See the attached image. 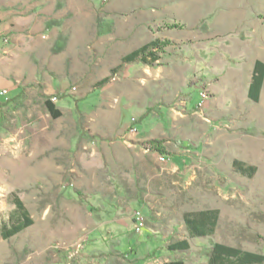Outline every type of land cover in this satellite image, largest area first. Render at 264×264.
<instances>
[{"label": "rangeland", "instance_id": "1", "mask_svg": "<svg viewBox=\"0 0 264 264\" xmlns=\"http://www.w3.org/2000/svg\"><path fill=\"white\" fill-rule=\"evenodd\" d=\"M110 2L57 0L53 18L50 20L53 24L49 28L58 33L57 38L60 34L66 43L70 40L72 51L75 52V58L69 66L72 71H65L69 80L78 76L99 80L103 76L99 73L98 66L97 75L92 73L91 68L78 67V63H82L86 55L89 56L87 61L94 59L93 51L86 47L94 46L95 41L98 62L105 56L113 58L116 49V53L128 51L167 30L162 21L147 19L149 11L142 0H112L115 6L113 10L108 7ZM215 3L222 6L221 0H215ZM229 5V32L210 33L217 39L216 44L218 43L219 47H215L213 58L191 59L194 66L190 69V80L186 83L187 87L183 84V92L193 100L192 103L198 97L199 90H203L207 94L204 101L212 100L218 102L217 105L223 104V117L213 122L200 119L197 127H193L195 123L192 125L189 136L196 137L191 141L192 147L197 148V154L190 155L187 159L182 172V187L176 188L174 197L160 206L170 209L172 215L178 216L175 218L172 234L168 237L166 233L151 236L148 229H143L139 234L130 232L128 235L115 236L111 240H100L98 237L97 243V230H93L89 235L87 228H80L81 225H89L91 211L84 204L62 200L58 194L59 182L64 183L68 177V172L65 171L70 157L67 147L77 132L72 110L67 106L69 100L59 103L62 108L59 110L60 116L53 119L43 101L33 98L32 101L27 99L17 112L9 114L0 130V215H6L10 210L8 200L11 192L23 200L38 223L46 220L41 218L42 209L46 201L50 202L51 230L47 236H42L43 244L48 241L49 247L38 251L37 254L31 250V243L39 234L35 233L34 227V230L27 229L14 239L0 241V259L18 261L38 258L62 260L64 264H90V258H97V244L115 246L121 252L126 251L129 246H134L137 247V254L134 253L136 258L146 259L147 250L153 252L156 247L168 246V241L172 242L178 238L187 239L189 250L176 252L174 255L168 251H159L146 259L145 264H169L173 261H181L183 264H206L207 254L214 242L264 255V84L260 99L256 103L247 99L246 87L243 92L240 85L237 84V89H232L229 85L235 78L245 76L249 61L256 58L264 62V0H229ZM97 21L103 27L104 32L101 35L98 34ZM206 22L202 20L201 24ZM58 44L62 45L60 42ZM111 44L116 47L113 51L101 49L108 48ZM208 44L211 45L205 40H198L195 48ZM183 45L186 47L189 44ZM176 46H165L163 51L180 54L181 50ZM79 52L83 54L79 55ZM53 56L56 58L57 53H53ZM177 57L180 59L181 55ZM166 62L164 59L161 64ZM122 76L121 72L113 76L108 75V83L118 85V88L115 87L117 91H125L124 81H118L124 79ZM206 83H215V89L211 90ZM72 86L75 85L66 89V95L77 98L82 93L78 92V89L72 91ZM112 91L113 88L108 86L104 90L103 98L100 97L103 92H95L89 99L93 106L87 103L81 106L84 128L88 127L85 125L86 120L97 114V130L105 129L102 117H113L114 111H118L117 103L114 104V109L101 103L107 101V95ZM85 92L89 93L90 90ZM177 92L181 94L180 89H177ZM54 103L57 105L58 101L55 99ZM200 107L203 113L204 104ZM132 113L123 110L122 119L128 121ZM133 117L131 122L136 121L135 114ZM52 157L53 172L46 170L44 166ZM36 167L39 179L45 180L48 173L53 174L55 181L59 180L57 185L51 188L50 195H46L45 186L41 182V187L35 186ZM248 167H253L254 173L245 176L241 170ZM36 188L39 191L38 200H35L33 192ZM204 209H216L219 212L215 232L212 236L189 238L179 217L187 212ZM78 244L81 246L78 254L74 259H70L69 253L75 251ZM92 246L96 249L91 250ZM17 248H21L20 251ZM105 256L107 257L106 254ZM93 262L96 264L95 260Z\"/></svg>", "mask_w": 264, "mask_h": 264}, {"label": "crops", "instance_id": "2", "mask_svg": "<svg viewBox=\"0 0 264 264\" xmlns=\"http://www.w3.org/2000/svg\"><path fill=\"white\" fill-rule=\"evenodd\" d=\"M142 1L149 11L146 15L148 20L162 21L164 26L177 24L182 27H165L167 30L163 34L154 35L147 42L125 52L118 51V54L114 44L108 48L101 47L105 50H116H114L113 58L105 56L98 62L97 41H95L94 46L86 47L93 51L94 59L89 62L87 61L89 56L86 55L83 62L78 63V67L91 68L92 73L97 75L98 66L99 73L103 76L99 80L79 76L69 80L65 71L69 69L70 63L75 58L71 42L70 40H67V43L65 40L60 42L62 50L55 58L52 49L57 41L58 33L46 27V23L53 18L57 0H0V34L9 40L8 44H2L0 41V130L9 114L17 112L27 99H41L45 106L46 99L55 98L58 101V104H55L58 110L62 109L59 106L62 100L71 101H68L67 106L72 110L77 132L70 146L67 147L70 157L65 171L68 172V177L64 183L55 181L53 174L48 173L45 175V180L39 179L37 166L34 184L36 187H41L39 184L41 182L45 186L46 195H50L51 188L59 182L58 194L62 200L84 204L91 211V221L88 226L84 224L79 227L87 228L89 235L93 230H97V243L98 237L100 240L103 238L111 240L115 236L134 233L132 214L136 210L144 216L143 229H148L151 236L163 235V233H166L167 237L170 236L175 228V218L178 216L172 215L170 209L160 208V206L174 197L176 188L182 187V172L186 167L187 159L190 155L197 154V148L192 147L191 141L196 137L189 136L192 125L195 123L193 127H197L200 119L213 122L223 117L221 115L223 104L219 103L221 105L219 106L218 102L202 100L199 96L201 90L195 102L192 103L193 100L191 101L183 92V88L187 87L190 69L194 66L191 59L213 58L212 53L215 47H219L218 43L216 44L217 39H214L210 33L229 32V0H221L222 6L216 4L215 0ZM199 1H201L200 4ZM108 7L111 10L114 9L112 0ZM202 20L207 22L203 25ZM154 39L167 41L166 46L175 47L178 44L176 47H179L181 53L173 54L164 51L161 54L160 64L154 67L141 63H122V57ZM198 40H205L211 45L195 48ZM183 44L187 46L183 47ZM80 54L83 53L79 52ZM178 55H181L180 59ZM164 59L167 62L161 64ZM255 60L257 59L248 62L247 72L243 78H235L229 84L232 89H237V84L240 85L243 92L246 87V97ZM119 67L116 74L121 72L123 75L124 79H118V81L119 83L124 81L125 91L115 90L118 85L108 82L97 91L103 92V94L100 93V97L103 98L104 90L108 86L113 88V91L107 95V101H101V103L106 104L110 109H114V104L117 103L118 111H114L113 117L111 115L102 117L105 129L97 130V114H95L91 119L86 120L87 128L83 127L81 121L83 130L79 132L75 109H78L82 116L81 106L86 103L93 106L89 100L90 95L94 94L93 87L101 79L108 77L112 70ZM68 71L70 73L72 70ZM247 78H249L248 81ZM183 84L186 86L183 87ZM214 84L206 83V86L214 90ZM70 85H75L71 87V90L74 88L72 91L78 89V92L82 94L77 98L66 95V89ZM177 89H180L181 94L177 92ZM86 90L90 92L86 93ZM3 91L6 93L1 94ZM73 99L76 101L74 102ZM15 104L18 105L17 108H14ZM201 104H204V114ZM123 110L133 112L128 121L122 119ZM200 113L205 117H202ZM133 114L136 115L135 122H131L134 118ZM131 127L137 129L135 134L129 131ZM150 140L162 141V147L170 155H161L156 151L148 150L144 144ZM161 156L163 160H160ZM53 163L52 157L44 164L45 169L53 172ZM33 192L35 200H38V189H34ZM80 196L83 202H79ZM14 199L22 203L32 221L25 230H34L35 227V233H39L40 238L38 235L34 237L30 246L31 250L37 254L38 251L48 249V241L43 244L42 236H47L51 230V203L46 201L41 216L46 220L38 223L24 205L23 200L13 192L10 193V200H8L9 212H16ZM7 214L0 215V228L2 224L9 226ZM179 218L183 219V216ZM182 227L185 230L183 222ZM18 234L7 240L14 239ZM181 240L187 241L186 238H178L172 242L168 241V246ZM0 241L6 240L0 236ZM168 246H158L153 252L147 250L146 259L153 257L159 251L170 252L167 249ZM17 249L20 251L21 248ZM94 249H96L95 246H92L91 250ZM134 253L137 254V247L134 246H129L126 251L121 252L115 246L97 244V258H90L92 260L90 264H94V260L96 264H145L146 259L136 258L137 255ZM175 253L170 252L172 255ZM0 264L64 263L62 260L29 258L18 261L0 259Z\"/></svg>", "mask_w": 264, "mask_h": 264}, {"label": "trees", "instance_id": "3", "mask_svg": "<svg viewBox=\"0 0 264 264\" xmlns=\"http://www.w3.org/2000/svg\"><path fill=\"white\" fill-rule=\"evenodd\" d=\"M53 24V21L46 23V27L49 28ZM98 28V34L101 35L104 31L100 22H96ZM166 28H179L177 24L166 25ZM64 38L59 34L55 47L52 49L54 54L59 53L62 50V45L59 42H63ZM168 44L167 41H159L157 39L133 50L124 57H122V63H141L148 66H156L160 64L161 54L164 52V47ZM120 69H114L111 71V76L117 73ZM110 77L101 79L93 87V93L99 91L108 81ZM264 82V62L261 60H255L253 72L251 75L250 83L247 89V98L252 102H258ZM74 100V99H73ZM76 100H74L75 102ZM18 105L15 104L14 108ZM45 107L49 115L56 119L60 116V111L56 108L54 102L50 99H46ZM77 115V130L81 132L83 130L81 121L82 116L78 109H75ZM145 147L148 150L156 151L161 155H170L169 152L162 147V141L150 140L146 142ZM235 164H237L235 162ZM238 165V164H237ZM241 172L245 176H250L254 173L253 167L242 169ZM79 202H83V198L78 197ZM16 206V212H9L7 215V222L9 226L1 225L0 236L3 240H7L13 235H16L26 228H28L32 221L29 218L27 211L24 209L22 203L18 199H14ZM219 218V212L216 209H204L194 212H187L183 215V225L189 238L207 237L212 236L215 232ZM170 252H183L189 250V244L186 240L176 241L168 246ZM264 255L260 253H253L248 251H242L238 248L227 246L225 244L214 242L211 245L210 251L207 254L206 264H263ZM170 264H183L181 261H174Z\"/></svg>", "mask_w": 264, "mask_h": 264}, {"label": "built area", "instance_id": "4", "mask_svg": "<svg viewBox=\"0 0 264 264\" xmlns=\"http://www.w3.org/2000/svg\"><path fill=\"white\" fill-rule=\"evenodd\" d=\"M0 41H1L2 44H8L9 43L8 38L2 36L1 34H0ZM72 90H74V88H72ZM4 93H6V92L3 91L1 94H4ZM51 101L54 102L55 98H51ZM130 132L136 133L137 129L135 127H131L130 128ZM160 160H163L162 156L160 157ZM132 219H133V225H134V232L137 233V234L141 233V231H142V229L144 228V225H145L144 216L142 215V213L140 211L136 210L132 214ZM80 247H81L80 244L76 245L75 246V251L69 253V258L70 259H74L76 257V255L79 252Z\"/></svg>", "mask_w": 264, "mask_h": 264}, {"label": "bare ground", "instance_id": "5", "mask_svg": "<svg viewBox=\"0 0 264 264\" xmlns=\"http://www.w3.org/2000/svg\"><path fill=\"white\" fill-rule=\"evenodd\" d=\"M199 96L202 100H205L207 98V94L205 91L201 90L199 93Z\"/></svg>", "mask_w": 264, "mask_h": 264}]
</instances>
